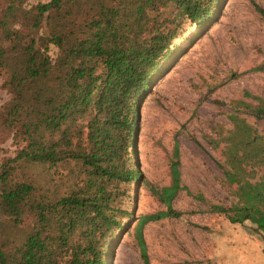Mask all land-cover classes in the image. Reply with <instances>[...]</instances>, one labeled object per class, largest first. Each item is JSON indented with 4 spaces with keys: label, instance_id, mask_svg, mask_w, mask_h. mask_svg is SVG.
Returning a JSON list of instances; mask_svg holds the SVG:
<instances>
[{
    "label": "trees",
    "instance_id": "16d2710c",
    "mask_svg": "<svg viewBox=\"0 0 264 264\" xmlns=\"http://www.w3.org/2000/svg\"><path fill=\"white\" fill-rule=\"evenodd\" d=\"M217 2L0 0V85L8 93L0 103V143L15 146L0 163V217L16 233L6 243L0 226V264H107V245L131 215L123 202L140 175L137 103L178 49L183 21L199 26ZM142 13L153 14L155 27L143 30L136 19ZM227 119L232 128L212 142L264 153V135L235 113ZM30 164L56 169L69 185L56 193L19 178ZM232 194L228 206L207 210L230 223L248 221L264 241V209L254 218L264 197L242 184ZM180 214L166 206L154 216ZM139 249L146 264L140 241Z\"/></svg>",
    "mask_w": 264,
    "mask_h": 264
},
{
    "label": "rangeland",
    "instance_id": "374dc122",
    "mask_svg": "<svg viewBox=\"0 0 264 264\" xmlns=\"http://www.w3.org/2000/svg\"><path fill=\"white\" fill-rule=\"evenodd\" d=\"M259 9L264 11V0H218L199 26L183 21L173 42L178 49L137 103L133 148L140 175L130 186L133 197L123 202L131 215L107 245V264H144L139 241L146 264H264V241L252 224L230 223L207 210L209 204L228 206L232 190L241 184L264 197V153L254 155L230 140L212 142L218 132L232 128L229 113L264 135V19ZM150 15H136L144 31L155 27ZM7 98L0 85V103ZM14 149L10 139L1 142L0 163ZM17 175L49 192L69 185L59 171L39 164ZM166 206L181 214L154 216ZM262 209L254 211V218ZM0 226L6 243H12L11 222L0 217Z\"/></svg>",
    "mask_w": 264,
    "mask_h": 264
}]
</instances>
